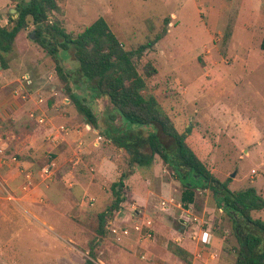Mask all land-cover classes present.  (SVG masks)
<instances>
[{
	"label": "rangeland",
	"instance_id": "rangeland-1",
	"mask_svg": "<svg viewBox=\"0 0 264 264\" xmlns=\"http://www.w3.org/2000/svg\"><path fill=\"white\" fill-rule=\"evenodd\" d=\"M61 7L68 33L81 32L103 18L128 51L158 40L138 60L142 73L149 62L157 69L143 93L157 98L160 111L169 115L179 132L190 130L189 144L230 190L254 188L264 199V0H63ZM32 45L43 54L44 63L30 87L36 90L39 84H46L45 94L39 96L44 104L48 107L50 102L61 101L64 105L68 96L48 63V55ZM20 46V59L31 58L32 50ZM61 58L73 78L75 93L101 124L105 122L108 133L128 144L140 128L107 100L96 97L99 93L79 75V63L69 52H61ZM49 74L52 79L47 78ZM71 104L77 116L84 118ZM11 130H18L17 125ZM122 155L130 168L128 157ZM43 159L48 162L50 158ZM138 168L141 175L149 177L152 193L148 196L147 189H140L145 199L139 203L131 200L135 205L126 204L123 210L133 226H143L142 241L149 231L146 224L152 222V236L145 245L141 242L143 247L133 250L126 242L117 241L111 233L113 220L106 235L99 236L97 216L81 222L78 234L69 240L52 235V239L41 238L33 226L21 228L23 224L17 220L6 221L0 214V264H85L92 249L97 264H115V248L123 249L118 252V264L235 263L238 240L229 221L221 220L210 192L199 195L185 209L181 183L161 158ZM108 193L107 207L115 199L112 187ZM104 207L99 201L93 210L100 212ZM253 217L264 220V210L254 212ZM203 232L213 236L210 248L202 241ZM180 241L194 252L190 263L169 251L170 243L179 245ZM255 262L264 264V251Z\"/></svg>",
	"mask_w": 264,
	"mask_h": 264
},
{
	"label": "trees",
	"instance_id": "trees-1",
	"mask_svg": "<svg viewBox=\"0 0 264 264\" xmlns=\"http://www.w3.org/2000/svg\"><path fill=\"white\" fill-rule=\"evenodd\" d=\"M10 1L20 15L14 18L13 14H9V24L0 26L2 69L6 71L10 60L16 55L17 37L29 31L28 39L48 55L50 67L70 101L91 127L110 139L114 146L123 149L130 167L136 164L148 167L156 158H161L181 183L182 206L185 209L196 202L199 195L210 192L217 210L221 211V220L229 221L238 240L234 264H258L255 259L264 251V220L254 218L253 213L264 210L262 196L254 188L230 190L191 147L188 142L190 130L179 132L169 115L160 111L157 98H147L143 93L148 79L156 76L157 69L149 62L142 73L138 60L153 49L158 40L128 51L103 18L81 32L68 33L62 19L63 0ZM165 24H169V20ZM261 49L264 51V39ZM61 52H69L72 59L79 63V75L90 84L91 90H97V98L107 100L122 117L140 128L137 135H131L128 144H124L117 135L108 133L107 129L101 131L97 115L75 93L73 78L64 66ZM116 186H119V190ZM113 192V203L98 217L99 236L106 235L110 220H114L125 203L131 201L123 188L122 179L114 186ZM200 202L203 203V200ZM168 247L174 256L190 263L192 254L187 250L175 243H170ZM95 258L92 249L85 264H97Z\"/></svg>",
	"mask_w": 264,
	"mask_h": 264
},
{
	"label": "crops",
	"instance_id": "crops-1",
	"mask_svg": "<svg viewBox=\"0 0 264 264\" xmlns=\"http://www.w3.org/2000/svg\"><path fill=\"white\" fill-rule=\"evenodd\" d=\"M12 9H15V4L10 0H0V26L9 24ZM13 15L14 18L17 16ZM28 33L24 31L17 37L16 55L6 71L0 70V149L6 154L0 157V214L6 221L17 220L23 224L21 228L33 226L36 235L41 238L52 235L72 240L78 234L81 222L99 217L112 204L107 207L108 202L105 201L110 198L108 189H113L122 179L123 188L131 200L139 203L145 199L140 189H147L148 196L152 193L150 179L140 174L137 165L126 167L123 149L114 146L85 118L77 116L68 97L63 101L64 105L61 101L50 102L48 107L44 104V99L39 96L45 94L43 89L46 84H39L36 90L30 87L39 75L38 70H43V54L35 51ZM20 45L32 50L31 58L20 59ZM48 77L52 79L53 75ZM14 85H18L15 91ZM99 124L104 132L105 122L101 124L99 120ZM15 125L18 130H11ZM38 156L40 159L37 162ZM11 157H17L18 162H12ZM46 157L50 158L48 162L43 159ZM25 186L27 191L23 190ZM116 189L119 190V186ZM99 201H103L105 207L103 211L96 212L93 209ZM126 204L130 207L135 205L130 201ZM123 208L111 225L129 226L132 228L130 235L116 236L111 232L113 237L126 242L127 247L133 250L143 247L141 242L145 245L150 239V228L145 234L146 241H142L143 233L134 231ZM118 218L120 222L116 221ZM210 236L213 237L204 232L202 234L206 248L212 246ZM179 245L194 253L182 241ZM115 249L112 258L118 264V252L123 249Z\"/></svg>",
	"mask_w": 264,
	"mask_h": 264
},
{
	"label": "built area",
	"instance_id": "built-area-1",
	"mask_svg": "<svg viewBox=\"0 0 264 264\" xmlns=\"http://www.w3.org/2000/svg\"><path fill=\"white\" fill-rule=\"evenodd\" d=\"M6 154H5V151L3 150V149H0V157H4ZM11 161L12 162H14V163H17L18 162V159H17V157H11ZM46 173H48V171H46ZM27 189H28V187L27 186H25L24 188H23V190L24 191H27ZM133 211H136V208H133ZM119 220V222H120V219L118 218L116 221H118ZM151 225H152V223H151V221H149L147 224H146V227L147 228H151ZM131 229L132 228H129V226H127V225H124V224H122V226H112V229H111V232L114 234V235H116V236H118V235H120V234H122V235H124V236H128V235H130V232H131ZM133 229H134V231L136 232V233H138V234H142V231H143V226H141V225H135L134 227H133ZM148 237L149 238H151V234H150V231H149V233H148Z\"/></svg>",
	"mask_w": 264,
	"mask_h": 264
},
{
	"label": "water",
	"instance_id": "water-1",
	"mask_svg": "<svg viewBox=\"0 0 264 264\" xmlns=\"http://www.w3.org/2000/svg\"><path fill=\"white\" fill-rule=\"evenodd\" d=\"M30 0H27V2H29ZM12 13L13 14H16L17 16H15V18L19 17V13H17V10L16 9H12ZM2 69V65H1V62H0V70ZM232 177H235V174L232 175Z\"/></svg>",
	"mask_w": 264,
	"mask_h": 264
}]
</instances>
